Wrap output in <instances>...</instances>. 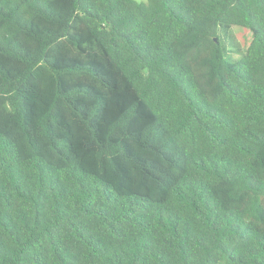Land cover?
<instances>
[{"label": "trees", "instance_id": "1", "mask_svg": "<svg viewBox=\"0 0 264 264\" xmlns=\"http://www.w3.org/2000/svg\"><path fill=\"white\" fill-rule=\"evenodd\" d=\"M0 264H264V0H0Z\"/></svg>", "mask_w": 264, "mask_h": 264}, {"label": "rangeland", "instance_id": "2", "mask_svg": "<svg viewBox=\"0 0 264 264\" xmlns=\"http://www.w3.org/2000/svg\"><path fill=\"white\" fill-rule=\"evenodd\" d=\"M233 30L235 32V44L236 46L233 49V52H229L228 59L231 62H236L243 54L246 52V42L251 38L249 30L243 27L234 26ZM231 50L232 48L229 47Z\"/></svg>", "mask_w": 264, "mask_h": 264}, {"label": "water", "instance_id": "3", "mask_svg": "<svg viewBox=\"0 0 264 264\" xmlns=\"http://www.w3.org/2000/svg\"><path fill=\"white\" fill-rule=\"evenodd\" d=\"M217 40V39H216Z\"/></svg>", "mask_w": 264, "mask_h": 264}]
</instances>
